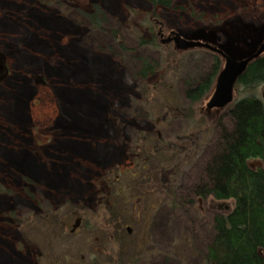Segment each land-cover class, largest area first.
<instances>
[{"label":"rangeland","instance_id":"rangeland-1","mask_svg":"<svg viewBox=\"0 0 264 264\" xmlns=\"http://www.w3.org/2000/svg\"><path fill=\"white\" fill-rule=\"evenodd\" d=\"M91 4L104 14L103 30L91 26ZM150 7L0 0V264H208L209 198L185 199L210 149V122L222 114L227 123V107H206L212 87L187 113L184 80H197L212 54L139 46ZM156 13L165 31L188 38L211 28L225 41L231 28L220 22L263 24L264 0H173ZM249 36L230 43L247 51L261 39ZM123 41L137 50L122 51ZM148 52L158 67L140 80L134 70ZM249 91L237 85L235 97ZM249 163L264 168V158ZM46 210L62 222L41 216Z\"/></svg>","mask_w":264,"mask_h":264},{"label":"trees","instance_id":"trees-1","mask_svg":"<svg viewBox=\"0 0 264 264\" xmlns=\"http://www.w3.org/2000/svg\"><path fill=\"white\" fill-rule=\"evenodd\" d=\"M149 2L151 7L144 14L146 19L142 20L145 33L138 34L137 44L168 53L180 52L170 43L163 42L158 33V26L164 23L156 13L157 6H171L173 0ZM87 15L93 28L104 29L101 23L104 14L97 5L91 4ZM111 32L116 33V30L112 28ZM118 45L122 51L137 50L124 41ZM209 51L212 57L207 70L200 72L197 80L191 79L194 76L184 80L188 114L193 112L191 104L210 91L221 67L222 56L216 51ZM158 63L159 58L149 52L139 54L134 76L143 80L155 71ZM263 80L264 53L249 62L238 82L249 86ZM227 118L226 123L220 114L214 122H210L215 127L209 138L210 149L192 179V196L186 197L185 201L192 203L197 198L205 201L209 198L210 202L229 201L227 207L211 208L209 205L206 208L210 238L204 243L202 253L208 264H264V168L249 163L251 158H264V103L251 94L243 96L229 109ZM40 215L52 216L54 222H62L58 212L46 210ZM7 220L18 227L24 222L23 217L16 216L12 211L8 212Z\"/></svg>","mask_w":264,"mask_h":264},{"label":"water","instance_id":"water-1","mask_svg":"<svg viewBox=\"0 0 264 264\" xmlns=\"http://www.w3.org/2000/svg\"><path fill=\"white\" fill-rule=\"evenodd\" d=\"M252 28L253 32L258 35L263 33L262 40L252 49L244 52H240V45H233L230 43L232 42L230 39L225 40L224 43L221 44L217 43L218 45L205 41L208 34L203 28L197 29L193 32V35L188 38L182 36L179 32L171 35L172 32H176L171 30L166 35V39L162 40L165 42L173 39L174 47L178 49H185L192 46H203L218 52L222 58H224V63L215 77L211 94L206 101L207 108L221 107L230 102L233 97V86L237 77L245 69L247 63L251 59L264 52V23L252 25ZM211 32L213 33V30L210 31V33ZM80 220V215H77L71 230L75 229V227L80 223ZM127 228L128 230L130 229L129 226H127Z\"/></svg>","mask_w":264,"mask_h":264},{"label":"flooded vegetation","instance_id":"flooded-vegetation-1","mask_svg":"<svg viewBox=\"0 0 264 264\" xmlns=\"http://www.w3.org/2000/svg\"><path fill=\"white\" fill-rule=\"evenodd\" d=\"M235 19L233 20V21H231V19H225V20H222V22H220V25H219V28L220 29H223V30H226L227 28H231V30H226L225 32H224V34H225V37L224 38H226L227 37V39H230V41H234V42H240V41H242L243 39H247V38H251L250 36H249V34H250V32L252 31L253 32V28H252V26L250 25V24H242V25H245V27L242 29V31H244L242 34L240 33V31H234L237 27H240V26H242V25H240L239 23L241 22V20H240V17H234ZM239 24V25H238ZM171 30H174V31H176V32H172L171 33V35H174L175 33H177V32H181L180 30H178V29H176V28H170L168 31H165V25L164 24H160L159 26H158V33H159V35H160V37H161V39L162 40H164V39H166V35L171 31ZM204 31H206V33L208 34L207 35V37H206V39H205V41H208V42H210V43H212V44H214V45H218V44H221V43H224V41H221L223 38H221V36L220 35H217V36H215V35H212L211 33H210V31H212V29L210 28V30H208V29H205ZM208 31V32H207ZM234 31V32H233ZM237 32V33H236ZM182 33V32H181ZM180 33V34H181ZM254 34H256V33H254ZM259 36L261 37V39H260V41L262 40V36H263V33L262 34H259ZM212 38V39H211ZM190 39H192V38H190ZM224 40V39H223ZM259 41V42H260ZM165 42H167V43H170V42H173V39H170L169 41H165ZM218 43V44H217ZM173 46H174V42H173ZM195 47H198V46H195ZM200 47V46H199ZM264 53V52H263ZM262 54V53H261ZM260 54V55H261ZM259 56V55H258ZM254 59V58H253ZM253 59H251V60H253ZM250 60V61H251ZM249 61V62H250ZM249 62L247 63V65H246V67H245V69L241 72V74L237 77V79H236V81H235V83H234V86H233V97H232V100L230 101V102H228L227 104H225V105H223V106H221V107H219V108H225V107H227V111H226V113L229 111V109L232 107V105L238 100V99H240V98H242L243 96H246V95H253V96H255V98L256 99H258V100H260L261 102H263L264 103V80L263 81H260V82H258L257 84H255V85H249V86H244L243 84H241V83H239L238 82V79L240 78V76L243 74V72L247 69V66H248V64H249ZM223 63H224V58H223ZM223 65V64H222ZM222 65H221V67H222ZM220 67V68H221ZM220 70V69H219ZM219 72V71H218ZM237 85H239V86H242V87H245L246 89H248V88H251V89H254V90H256V91H253V92H248V93H245V94H243V95H241V96H238V97H235V90H236V86ZM212 87H213V85H212ZM211 87V88H212ZM259 88H261V92H260V95L258 94V89ZM224 112V111H223ZM226 113H224V114H226ZM227 207L228 205L227 204H223V205H221V203H216L215 201H213V200H211V202H210V207L211 208H214V207H216V208H223V207ZM80 217H82V216H80ZM81 221V220H80ZM80 224V223H79ZM128 229V228H127Z\"/></svg>","mask_w":264,"mask_h":264}]
</instances>
